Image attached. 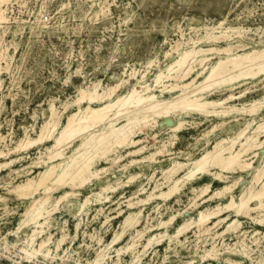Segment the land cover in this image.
I'll list each match as a JSON object with an SVG mask.
<instances>
[{"label": "rangeland", "instance_id": "rangeland-1", "mask_svg": "<svg viewBox=\"0 0 264 264\" xmlns=\"http://www.w3.org/2000/svg\"><path fill=\"white\" fill-rule=\"evenodd\" d=\"M103 12H106V15ZM7 15L10 22L1 42V47L6 48V53L4 52L3 60H0V151L3 152H6L7 148H13L24 138L25 133H29L31 138H37L40 126L50 118V105L55 107L57 114L60 113L59 125L54 132L56 135L66 117L77 110V105L70 103L75 99L79 86L89 87L98 80H101L103 86L112 85L124 77V70L129 73L132 68L135 71L138 69L135 78L130 77L129 84L121 87L118 93L126 91L136 82V76L147 69L146 80L150 83L153 74L170 63V55L177 56L173 47L176 44H180L179 49L192 46L189 38L194 39L203 34L205 26L218 27L219 23L223 22L221 27L224 28L241 27L243 37L234 38L235 41H231L233 45H238L241 41L246 44L247 49L264 47V0H13L8 5ZM2 30L0 29V32ZM215 30L219 31L221 28ZM225 44L220 42L218 45ZM200 45L208 47L210 43L203 42ZM236 49L241 50L240 47ZM210 56L211 60L206 63L204 72H207L218 58L216 54ZM149 61L153 63L147 68ZM202 76L198 77V82L202 80ZM257 80L242 81L232 90L211 87L212 89L204 91V95L209 99H221L229 93L238 96L242 92L241 97L231 101L241 107V103H249L264 96V79L261 77ZM170 82L173 81L169 80L168 83ZM155 93L160 94L158 90ZM178 93L167 92L158 98H172ZM82 105L85 106L86 103ZM255 117L256 121H261L264 118V108ZM169 118L158 119L154 128L141 127V131L135 134V139H142L138 146L145 145L141 154L132 156L126 153L128 149L121 148L108 156L117 160L114 163L110 160H98L93 169L100 170V177L83 187L81 196L63 201L59 211L53 215L54 224L63 226L66 220L68 228L72 230L75 222L73 215L79 209L84 195L97 193L100 187L105 185L116 187L114 192H101L102 196H109L107 201L102 199L99 202L96 200V194L91 195L79 236L71 248V252L75 251L72 252V258H91L100 238L103 244L107 243L114 231L119 230L120 223L127 214L142 209L138 224L134 228H128V234L119 243L120 246L127 240L130 241L129 236L135 235L136 230L144 233L135 248L139 262L134 259L132 264H264V223L258 221L256 212H252L251 216H234L232 211L223 212L219 217L230 214L227 223L234 218L239 220L240 228L236 231L224 233L226 222L213 226L217 218L210 219L207 226L212 227L207 234H200L197 227L191 226L178 238L173 237L169 241L166 236L143 250L149 236L165 231L173 235L182 219H197L198 210L227 202L229 193L222 197L214 196L203 202L204 198L219 190L223 184H231L235 180L238 182L232 189L237 199L240 190L249 186L251 178V170L221 171L217 167H210L209 172L196 174L165 200L154 198L143 205L138 203L127 207V200L136 202L143 198L157 182L158 190H167L163 170L171 166L173 161H180L187 163V166L177 173V177L183 175L185 169L191 166L192 160L211 149L220 138L233 137L250 119V115L234 113L225 118L227 121L223 125V119L213 115L204 116L193 112L183 114V126L175 132L174 144L167 146L169 151L155 155L153 161L140 159L153 150L160 149V139L167 140L174 133L170 128L177 125L180 118ZM119 122L122 123L121 120ZM212 126L217 127L212 130ZM262 137L264 138V134ZM52 143V140L45 139L27 149L9 152L6 157L0 156V162L17 159L9 167L0 170V196L5 199L4 203L8 209L15 211L13 214L6 211L3 215L4 210H0L1 233L16 226L20 213L30 201L28 199L19 204L20 200L7 193V189L27 177L36 176L38 171L46 168L43 161L47 160V148ZM79 143L80 137L65 150V156L70 155ZM258 152L264 155V145ZM132 160L137 161L133 163ZM258 162L257 159L254 166ZM214 172L221 173L224 182L214 179ZM132 175L135 176L133 180L130 178ZM205 184H210L209 191L196 199L199 188ZM140 186L144 190H141ZM193 188L198 190L192 191ZM64 190L69 189L61 188L54 195H59ZM193 202L196 203L195 206ZM3 206V202H0V208ZM260 215L264 217V212ZM172 216L175 218L169 224L157 227L159 221H168ZM82 229L85 236L81 233ZM50 230L52 231V228ZM212 247L216 254L218 252L215 258L205 256V251ZM244 249L250 254L249 257L243 253ZM131 258L129 252L122 254L121 262L129 263ZM68 264H73V261H68Z\"/></svg>", "mask_w": 264, "mask_h": 264}, {"label": "bare ground", "instance_id": "bare-ground-1", "mask_svg": "<svg viewBox=\"0 0 264 264\" xmlns=\"http://www.w3.org/2000/svg\"><path fill=\"white\" fill-rule=\"evenodd\" d=\"M11 1L13 0H0V29H3L0 32V60L4 57V52L6 51V48L1 47V42L5 29L8 28L7 26L10 22V17L7 15V8ZM100 5L103 6L102 4ZM105 13L104 15H106ZM93 15H96V13H93ZM222 23L223 22L219 23L220 27L205 26L203 34L194 39L190 37V42H188H192L193 44L190 47L179 49L180 44L175 45L172 43V45H175L173 48L175 52H177V56L172 57L173 54L170 55V63L164 69H158L157 72L153 74L150 83L146 80L148 73L147 69L142 71L139 76H136V82L130 85L126 91L118 93L121 87L129 84L128 79L130 77L135 78L138 69L135 71L133 70L134 68H132L129 73H126V70H124V77L119 82L112 85L103 86L101 80H98L93 82L89 87L79 86L75 99L70 103H75L77 105V110L66 117L56 135H54V132L57 131L59 125L58 115L60 113L57 114L55 107L50 105V118L40 126L41 128H39L40 131H38L39 135L37 138H31L28 135L29 133H25L24 138L22 137L23 139L21 140L18 139L20 141L17 144L15 143L16 145L13 148H7L6 152L0 151V156H7L9 152L27 149L32 145L41 143L45 139L53 141L52 145L47 148V160L43 161V163L46 164V168L43 171H38L36 176L27 177L25 180L11 185L10 188L7 189V193L13 194L20 200L19 204L28 199H30V201L20 213L16 226L6 230L4 233L0 231L1 246L8 250H18L27 257H36L47 264H68L70 260L73 261V264H132L134 259L138 261L139 255L136 254L135 248L136 245H138V240L142 238L144 233L140 230H136L135 235L129 236L131 237L130 241L127 240L120 246L119 243L125 235L128 234V228H134L138 224L142 209L139 212H130L127 214L121 221L119 230L114 231L113 236L107 243L103 244V240L100 238L97 241L98 247L94 249L91 258L84 260L72 258L75 251L72 250V252H74L72 254L71 248L79 236V232L82 228L83 215L87 214V207L90 204L91 195L96 194V200L99 202H101L102 199L107 201L109 196H102L101 192L106 190L114 192L116 187L105 185L100 187V191L97 193L92 192L91 194L84 195L81 198L79 209L73 215L75 222L72 230L68 228L66 220H64L63 226L54 224L53 215L59 211L63 201L71 197L81 196V189L92 182L93 179L100 177H98L100 170L93 169L94 164L98 160L104 159L106 162L110 160V162L114 163L117 160H115V158H109L108 156L111 153L114 154L121 148L128 149L126 153L132 156L141 154L145 149V145L138 146L142 139H135V134L141 131V127L154 128L157 125L158 119H170L169 117L172 118V116H175L180 119L177 125L170 128L171 132L174 133L171 134L167 140L160 139V149L153 150V152L142 156L140 159H150L153 161L155 155L161 154L163 151H169V149L167 150V146L174 144L176 138L175 132L179 131L183 126L181 119L182 115L190 112L222 118L223 120L221 121L223 125L227 121L225 118L234 113H247L250 115V119L242 128L239 127L240 129L233 137H223L215 141L212 148L206 150L199 157L192 160L190 163L191 166L185 169L186 171L179 177H177V173L181 172L187 166V163L173 161L171 166L162 171L163 179H165L167 183V190H158L159 185L157 182L143 198H139L136 202L127 200V207H131L138 203L143 205L154 198L165 200V198H168L170 195L180 190V186L185 182L192 180L196 174L201 175L209 172L210 167H217L221 171H235L236 169H240V171L251 170L249 186H244L240 190L238 198L235 199L232 189L238 182L235 180L231 184H223L219 190L211 193L208 198H204L203 202L210 200L214 196L222 197L226 193H229L227 202L224 204H216L211 208L207 206L205 209L198 210L197 219L192 217L182 219L181 224L178 225L173 235H169L167 231H165L164 233L149 236L146 239V243L143 245V250L153 243L160 242L166 236L169 241H171L173 237L178 238L182 232L187 229L189 230L191 226L197 227L198 233L207 234L211 231L210 228L212 227L207 226V222L210 219L217 218L213 226L220 222H226L224 233L230 230L236 231L237 228H240L238 219L234 218L227 223L229 220V213L219 217L225 211H232L234 216H251L252 212H256L257 216H259L258 221L261 224L264 223V217L260 215L264 212V155H260L258 152L264 145V138L262 137L264 134V118L261 121H256L255 117L262 112L264 108V96L260 99L252 100L249 103H241V107H238V104H233L231 101L241 97L243 95L242 92L240 94L238 93V96L229 93L221 99H209L204 95V91L206 89H212L211 87L232 90L235 86L240 85L242 81L251 80L254 82L261 77L264 79V47H252L247 49L246 44H243L241 41L240 44L237 43L238 45H233L231 41L234 38L243 37L240 29L241 27L224 28L221 27V25H223ZM217 28H221V30L216 31L215 29ZM203 42L210 43V45L208 47H203L200 45ZM220 42H225V46H219L218 44ZM260 43L262 42L260 41ZM236 47H240L241 50H237ZM212 54H216L218 58L211 64L209 70L204 72L206 63L211 60L210 57L212 56L210 55ZM8 60L10 61V59ZM152 63L153 61H149L147 68H150ZM8 65L7 63V66ZM199 69L200 71H198ZM194 72L196 73L193 75ZM200 75H203L202 80L198 82L197 80ZM169 80L173 82L168 83ZM259 80L261 81V79ZM156 90L160 92L159 95L155 93ZM172 91H178L179 93L172 98H158V96ZM83 103H86V105L83 106ZM64 107H67V103ZM120 120L122 123L119 122ZM215 127L217 126H212V130H214ZM94 128L97 129L93 130ZM155 136L158 138V134ZM79 137L80 143L70 155L65 156V150L73 145ZM257 159L259 162L254 166V162L257 161ZM15 160L17 161V159H11L9 161L0 162V170L9 167ZM57 160H59V162L55 163ZM135 161L137 160H132L133 163ZM129 163H131V161ZM213 175L214 179L224 182L221 173L214 172ZM134 177L135 176L132 175L130 178L133 180ZM123 184L124 183H122V185ZM257 184L260 185L255 187ZM116 186H118V184ZM65 187L69 190H64L59 195H54L57 190ZM209 188L210 184H205L200 187L196 199L198 196L206 195ZM140 189L144 190L141 186ZM196 190L198 189H192V191L195 192ZM93 198L94 197H92V199ZM130 198L131 196L128 199ZM4 201L5 199L0 196V202L4 204V206L0 208V210H4L3 215L6 211H8V214L15 213L14 210L8 209L9 207ZM193 205L195 206L196 203L193 202ZM1 217L2 215L0 218ZM174 218L175 216H172L168 221H159L157 227L166 226ZM105 223L106 222H104V224ZM51 228L52 231L50 230ZM84 232L85 231L82 229L81 233L84 234ZM83 236H85V234ZM197 239L198 238H196V240ZM214 250L215 249L212 247L205 251V256L215 258L218 252L216 254ZM128 252L132 257L131 261L129 263L128 261L122 263V254H128ZM139 252L141 253L142 250ZM111 253L113 254L111 255ZM243 253L248 257L250 255L247 254L245 249ZM185 264H187V262H185Z\"/></svg>", "mask_w": 264, "mask_h": 264}, {"label": "built area", "instance_id": "built-area-1", "mask_svg": "<svg viewBox=\"0 0 264 264\" xmlns=\"http://www.w3.org/2000/svg\"><path fill=\"white\" fill-rule=\"evenodd\" d=\"M0 264H47L36 257H27L18 250L5 249L0 245Z\"/></svg>", "mask_w": 264, "mask_h": 264}]
</instances>
